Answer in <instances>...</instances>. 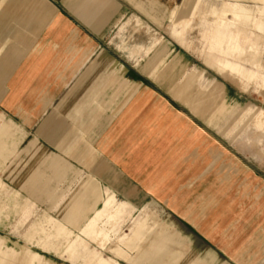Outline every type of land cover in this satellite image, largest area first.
<instances>
[{"label":"crops","instance_id":"obj_1","mask_svg":"<svg viewBox=\"0 0 264 264\" xmlns=\"http://www.w3.org/2000/svg\"><path fill=\"white\" fill-rule=\"evenodd\" d=\"M146 3L0 0V146L12 153L8 181L26 200L24 218L31 202L66 201L59 213H33L26 240H16L22 254L0 236V264H54L30 249H62L68 239L74 262L167 264L179 233L148 214L151 204L210 264H264V163L213 133L211 95L196 93L190 78L178 84L180 69L137 68L111 46L126 18L153 17ZM169 34L182 44L181 31ZM173 46L163 44L162 53L176 52ZM240 75L241 86L252 77Z\"/></svg>","mask_w":264,"mask_h":264},{"label":"rangeland","instance_id":"obj_2","mask_svg":"<svg viewBox=\"0 0 264 264\" xmlns=\"http://www.w3.org/2000/svg\"><path fill=\"white\" fill-rule=\"evenodd\" d=\"M151 3L155 9L152 11L153 17L142 12L126 18L112 32L111 46L137 68L158 66L160 69H180L178 84H186L190 78L196 86V93L211 95L213 133L222 132L229 144L242 150L249 160L264 163V116L259 112L264 111V0H147L144 6ZM137 7L141 5L137 4ZM172 15L176 18H172ZM172 29L182 32L181 45L170 36ZM167 42L174 45L176 52L166 56L167 50L162 53V47ZM149 48L151 50L147 54ZM157 52L158 60H150L157 58ZM162 56L165 58L163 61ZM242 71L252 75L244 80L243 86L240 83ZM0 148L4 149V157L0 158V236L5 239V246L22 254L26 248L18 245L16 240H26L24 230L29 220L38 218L33 213L37 210H44L48 215L51 212L59 213L66 201H42L43 206L31 202L27 219L24 218L22 208L26 200L13 193V186L8 181L12 171V153L6 145ZM58 202V207H54ZM145 210L154 220L157 219L159 225L166 226L172 232L170 228H173L179 233L178 244L166 258L167 264H177L178 261L185 264L189 255L194 260H210L204 257L203 248H194L191 236L181 231L162 208L151 204ZM140 211L135 209L132 212L122 227L124 232ZM12 235L14 239H11ZM69 241L62 249L30 250L54 264H85L83 258L72 261L71 254L67 252ZM147 243L142 241L139 249ZM121 245L130 258L136 257L137 251L130 252L124 244ZM96 250L110 256L108 249ZM222 262L220 264H225V261ZM119 263L131 264L122 260Z\"/></svg>","mask_w":264,"mask_h":264}]
</instances>
